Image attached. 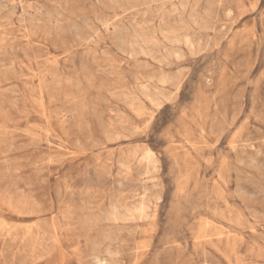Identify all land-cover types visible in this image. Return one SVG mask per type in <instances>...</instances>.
Wrapping results in <instances>:
<instances>
[{
    "label": "rangeland",
    "instance_id": "rangeland-1",
    "mask_svg": "<svg viewBox=\"0 0 264 264\" xmlns=\"http://www.w3.org/2000/svg\"><path fill=\"white\" fill-rule=\"evenodd\" d=\"M0 264H264V0H0Z\"/></svg>",
    "mask_w": 264,
    "mask_h": 264
},
{
    "label": "bare ground",
    "instance_id": "bare-ground-1",
    "mask_svg": "<svg viewBox=\"0 0 264 264\" xmlns=\"http://www.w3.org/2000/svg\"><path fill=\"white\" fill-rule=\"evenodd\" d=\"M179 20V19H178ZM130 185V184H129ZM142 190H143V188H142Z\"/></svg>",
    "mask_w": 264,
    "mask_h": 264
}]
</instances>
